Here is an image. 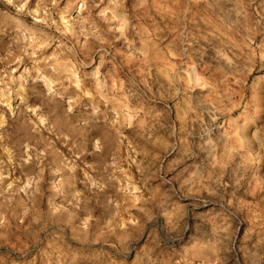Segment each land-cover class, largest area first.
I'll list each match as a JSON object with an SVG mask.
<instances>
[{"label": "rangeland", "instance_id": "rangeland-1", "mask_svg": "<svg viewBox=\"0 0 264 264\" xmlns=\"http://www.w3.org/2000/svg\"><path fill=\"white\" fill-rule=\"evenodd\" d=\"M0 264H264V0H0Z\"/></svg>", "mask_w": 264, "mask_h": 264}]
</instances>
